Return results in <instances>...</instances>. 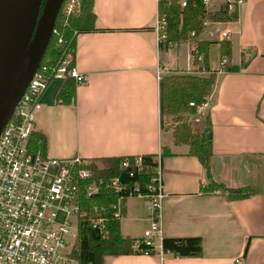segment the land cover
Listing matches in <instances>:
<instances>
[{
  "label": "crops",
  "instance_id": "0c3cea01",
  "mask_svg": "<svg viewBox=\"0 0 264 264\" xmlns=\"http://www.w3.org/2000/svg\"><path fill=\"white\" fill-rule=\"evenodd\" d=\"M222 7L217 0L208 11ZM93 11L99 30L75 38L74 64L87 75L76 87L75 102H57V79L39 98L35 129L45 136L44 152L85 159L154 153L166 192L157 252L105 255V264H228L238 255L242 264H264V0H244L236 19L205 25L198 39L210 42L208 72L194 69L191 39L159 48L158 0H94ZM226 48L229 56L221 53ZM223 57L226 70L220 66ZM158 67L164 73L159 75ZM168 72H215L206 102L186 114L195 130L210 129V177L187 145L173 142L170 122L161 113L160 78ZM163 149L168 151L161 155ZM211 180L221 186L210 189ZM241 186L251 193L227 196V188ZM150 212L146 196L125 197L121 234L141 237ZM193 235L202 239L201 256L161 249L163 237Z\"/></svg>",
  "mask_w": 264,
  "mask_h": 264
},
{
  "label": "trees",
  "instance_id": "16d2710c",
  "mask_svg": "<svg viewBox=\"0 0 264 264\" xmlns=\"http://www.w3.org/2000/svg\"><path fill=\"white\" fill-rule=\"evenodd\" d=\"M50 0H42L39 12L33 22L32 29H36L39 18ZM58 12L54 28L58 34L51 36L49 44L41 60L40 66H54L61 55L71 53L74 57L76 35L84 32L96 31V15L93 11L94 0H79V5L69 13L63 12V6ZM158 16L164 18L166 24L160 32L164 38L159 37V48H169V43L177 44L191 39L195 43L192 50V64L196 71L208 72L209 41L198 39L205 28L204 22L231 21L236 19V13L227 14L223 7L218 12L211 13L206 9L202 0H186V5L180 7L176 2H158ZM136 30V29H132ZM195 34L190 36V32ZM62 41L57 42L58 37ZM228 43H222V45ZM222 55L229 56L228 48L221 50ZM228 62V61H227ZM223 69H228V63ZM215 83V72L207 76L197 73L168 72L160 78V108L164 117H169V125L172 129L173 142L188 146V153L196 156L206 169L210 177V158L212 155V136L210 129L197 131L188 121L187 115L196 112L199 105L206 102V97L211 93ZM76 84L73 78L66 77L61 84L56 100L62 104L75 102ZM194 105H190V103ZM187 114V115H186ZM172 121V122H171ZM32 148L45 150L46 139L40 130H35L31 136ZM163 149L161 155L167 153ZM137 154L112 155L89 158L86 166L91 171V177L78 183V203L84 211L78 219L76 243L70 255L78 264H105V255H118L124 253H149L157 252L154 245L140 240L137 247L133 242L139 237H126L120 232V215L115 214L113 203L118 193L114 192L107 184V178L118 177L121 184H125L133 195L147 192V185L154 176V168L159 164L154 153L140 154L139 166L134 162ZM128 160L127 166H122L121 161ZM103 179L98 189L86 195L85 187L92 180ZM210 189L217 188L221 184L211 180ZM248 186L227 188L229 198H240L249 195ZM122 192V191H121ZM161 249L164 252H172L178 256H201L203 252L200 236L163 237Z\"/></svg>",
  "mask_w": 264,
  "mask_h": 264
},
{
  "label": "built area",
  "instance_id": "2783aa9c",
  "mask_svg": "<svg viewBox=\"0 0 264 264\" xmlns=\"http://www.w3.org/2000/svg\"><path fill=\"white\" fill-rule=\"evenodd\" d=\"M159 1L176 2L181 8L186 5V0ZM202 1L208 10L217 0ZM221 1L229 13H235L244 0ZM165 24V19L157 16L155 29L161 38H164L160 32ZM54 34H58L55 28ZM194 34V31L190 32V36ZM221 36L227 38L228 33L224 31ZM61 41L59 36L57 42ZM174 45L169 43L170 47ZM226 62L227 58L223 57L220 66ZM163 71L158 67L159 75ZM66 77L73 78L76 84L87 81V75L77 70L71 53L64 52L52 67L39 65L0 132V264H71L70 252L76 243L78 219L84 213L78 203V183L91 177L86 166L89 159L51 157L39 148H32L30 143L36 130L35 111L40 105L41 94L51 80ZM190 105L194 104L191 102ZM134 162L139 166V154ZM121 165L127 166L128 160L123 159ZM154 172L147 192L138 193L148 198L151 212L148 226L142 236L134 240L133 247H137L140 240L155 247V239L162 237L160 207L166 192L159 164ZM101 182L102 178L90 181L85 187L86 195L96 191ZM106 184L118 193L113 206L115 214L120 215L123 199L133 195V191L121 184L116 176L107 178ZM242 262L243 257L238 255L228 264Z\"/></svg>",
  "mask_w": 264,
  "mask_h": 264
},
{
  "label": "water",
  "instance_id": "95a60500",
  "mask_svg": "<svg viewBox=\"0 0 264 264\" xmlns=\"http://www.w3.org/2000/svg\"><path fill=\"white\" fill-rule=\"evenodd\" d=\"M63 1L50 0L33 31L42 0H0V132L41 63Z\"/></svg>",
  "mask_w": 264,
  "mask_h": 264
},
{
  "label": "rangeland",
  "instance_id": "374dc122",
  "mask_svg": "<svg viewBox=\"0 0 264 264\" xmlns=\"http://www.w3.org/2000/svg\"><path fill=\"white\" fill-rule=\"evenodd\" d=\"M49 3H50V1L48 2L47 6L49 5ZM78 5H79V0H66L65 4L63 6V12L64 13H69V12L72 11L73 8L77 7ZM205 25H207V24H205ZM167 121H170L169 117L167 118ZM257 185L260 186L261 184L257 183ZM252 187H254V186H252ZM71 264H78V262L76 261V259H74L72 257Z\"/></svg>",
  "mask_w": 264,
  "mask_h": 264
}]
</instances>
